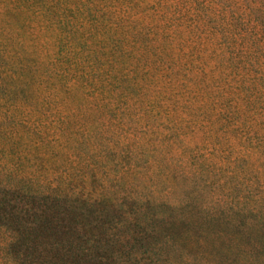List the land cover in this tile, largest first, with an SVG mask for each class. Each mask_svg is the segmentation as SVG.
Masks as SVG:
<instances>
[{"label":"rangeland","instance_id":"1","mask_svg":"<svg viewBox=\"0 0 264 264\" xmlns=\"http://www.w3.org/2000/svg\"><path fill=\"white\" fill-rule=\"evenodd\" d=\"M103 1L0 0V225L6 212L19 222V217L32 219L29 199L19 196L24 192L7 185L31 195L96 197L103 190L119 200L103 209V221L120 223L141 213L133 227L139 238L125 249L131 259L123 262L128 254L117 251V264H264L259 211L264 210V164L255 149H245L247 169L241 171L229 164L236 156L230 141L224 146L230 152L223 155L183 136L176 141L84 140L90 134L89 127L83 131L88 110L100 116L92 67L100 16L107 11L111 17L110 2ZM133 6L141 14L143 4L133 1ZM103 132L109 138L114 129L109 124ZM134 159L140 167L132 166ZM135 193L184 206L172 211L134 203L127 196ZM82 211L85 221L99 215L90 207ZM12 237L11 227L0 228V264L13 262L6 255Z\"/></svg>","mask_w":264,"mask_h":264},{"label":"trees","instance_id":"2","mask_svg":"<svg viewBox=\"0 0 264 264\" xmlns=\"http://www.w3.org/2000/svg\"><path fill=\"white\" fill-rule=\"evenodd\" d=\"M133 1L143 4L145 12L135 13ZM109 2L111 17L107 11L100 16V42L92 67L100 116L88 110L83 131L89 127L90 134L84 140L176 141L183 136L203 141L223 155L230 152L224 147L230 141L228 147L236 154L229 161L232 169H247L245 149H255L264 164V0ZM85 77L89 80L91 75ZM109 124L114 132L107 138L103 127ZM136 161L132 160L134 168L140 167ZM5 188L24 192L19 196L29 199L25 204L33 210L30 220L19 217V222L7 212L2 217L0 228L13 230L6 246L12 264H117V251L128 254L123 262L131 259L125 249L139 238L133 227L141 213L120 223L103 221V209L119 202L105 191L91 197L31 195L24 187ZM127 198L172 211L184 206L141 193ZM88 207L99 215L85 221L82 210ZM259 211L264 215L263 209ZM120 226L126 229L124 234L119 233ZM110 248L116 251L108 252Z\"/></svg>","mask_w":264,"mask_h":264}]
</instances>
